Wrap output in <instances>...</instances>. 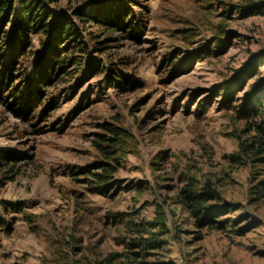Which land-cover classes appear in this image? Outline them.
<instances>
[{"label": "rangeland", "instance_id": "rangeland-1", "mask_svg": "<svg viewBox=\"0 0 264 264\" xmlns=\"http://www.w3.org/2000/svg\"><path fill=\"white\" fill-rule=\"evenodd\" d=\"M85 1L59 5L73 8ZM144 5L141 41L119 37L113 49L128 61L139 88L114 89L104 73L82 84L72 79L76 91L58 100L48 118L30 124L0 107V145L17 148L23 141L32 155L0 191L1 198L24 203L22 212L8 216L10 226L0 228V264H264V198H255L264 164L245 153L254 135L247 120L235 108H223L218 94L254 57L264 59V13L244 16L246 0ZM217 37L224 40L220 53L205 59L195 54ZM176 48L184 53L169 70L167 52ZM252 73L232 107L264 78V64ZM205 100L209 107L201 108ZM113 122L131 130L138 144L114 175L112 195H92L71 171L95 162V134ZM29 125L41 133L23 134ZM190 184L198 192L211 188V203L226 206L218 225L195 227L176 202ZM140 238L159 246L144 252L136 246Z\"/></svg>", "mask_w": 264, "mask_h": 264}, {"label": "trees", "instance_id": "trees-1", "mask_svg": "<svg viewBox=\"0 0 264 264\" xmlns=\"http://www.w3.org/2000/svg\"><path fill=\"white\" fill-rule=\"evenodd\" d=\"M61 1L0 0V107L28 124L36 118L41 121L48 118L50 110L59 107L58 100L66 98L69 90L76 89L70 85L72 79L82 84L88 78L104 73L108 75L109 86L119 91H133L141 85L136 75L128 73V61H120L123 59L116 57L113 49L119 37L122 41H141L139 23L143 22L141 10L147 0H87L73 8H61ZM246 1L248 5L241 11L244 16L264 13V2ZM93 26L97 31H93ZM191 30L179 32L185 34ZM34 38H37L38 48ZM223 48L224 40L217 37L212 47L203 45L195 54L205 59L212 53H220ZM183 53V48L167 52L169 70L179 65ZM98 58L104 60L101 65ZM263 64V56L254 57L240 76L220 87L218 94L223 108H235L237 115L247 120L254 135L244 147L245 153L264 164V78L246 93L239 106L232 107L233 96L248 79L246 76L258 71ZM203 107H209L206 100ZM32 128L29 125L23 134L41 133L40 129ZM23 134L19 139L24 138ZM137 142L131 130L114 122L103 124L93 139L97 159L91 165L73 169L74 180L84 184L92 195H112L114 175L133 153ZM18 145L17 148L0 145V191L14 182L21 175L23 164L32 159L30 146L24 145L23 141ZM255 194L256 200L264 198V181ZM215 196L211 188L198 192L190 184L175 198L193 225L201 229L218 225L216 218L227 211L225 205L211 203ZM23 209L24 203H12L0 196V228H8L11 224L8 216ZM112 217L117 220L119 216ZM239 232L243 233L244 229ZM138 240L136 246L144 252L159 246L154 239ZM143 251L133 253V257H141ZM132 261L136 262L130 259ZM137 264L146 263L139 261Z\"/></svg>", "mask_w": 264, "mask_h": 264}]
</instances>
